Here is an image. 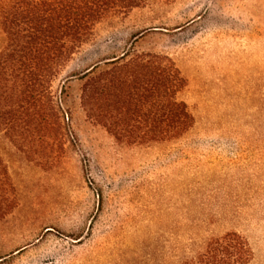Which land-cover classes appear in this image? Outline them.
<instances>
[{
    "label": "rangeland",
    "instance_id": "1",
    "mask_svg": "<svg viewBox=\"0 0 264 264\" xmlns=\"http://www.w3.org/2000/svg\"><path fill=\"white\" fill-rule=\"evenodd\" d=\"M124 50L166 56L186 79L182 137L128 145L88 118L82 73ZM50 91L52 127L21 142L0 125V264H188L229 232L264 264V0H152L111 17Z\"/></svg>",
    "mask_w": 264,
    "mask_h": 264
},
{
    "label": "trees",
    "instance_id": "2",
    "mask_svg": "<svg viewBox=\"0 0 264 264\" xmlns=\"http://www.w3.org/2000/svg\"><path fill=\"white\" fill-rule=\"evenodd\" d=\"M152 0H0V125L21 142L52 127L51 87L96 30ZM82 105L118 141L143 145L182 137L194 118L177 94L187 81L173 61L124 50L86 69ZM0 182L6 180L1 169ZM253 252L237 232L211 239L188 264H249Z\"/></svg>",
    "mask_w": 264,
    "mask_h": 264
}]
</instances>
